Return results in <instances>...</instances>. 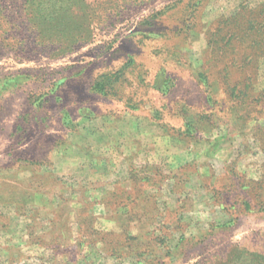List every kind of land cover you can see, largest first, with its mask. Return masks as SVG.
<instances>
[{"label":"rangeland","instance_id":"374dc122","mask_svg":"<svg viewBox=\"0 0 264 264\" xmlns=\"http://www.w3.org/2000/svg\"><path fill=\"white\" fill-rule=\"evenodd\" d=\"M241 1L0 0V264H264Z\"/></svg>","mask_w":264,"mask_h":264},{"label":"trees","instance_id":"16d2710c","mask_svg":"<svg viewBox=\"0 0 264 264\" xmlns=\"http://www.w3.org/2000/svg\"><path fill=\"white\" fill-rule=\"evenodd\" d=\"M242 3L240 4L239 8H238V11L234 12L232 14L231 17H235V19H237V17L242 14V13H246V12H251V7L248 6L247 8V2L248 0H242L241 1ZM258 13L260 14V16H262L264 14V5L262 6H259L258 8ZM230 18H227V20H229ZM249 22V21H248ZM250 25V24H249ZM264 27V22L260 25V29ZM248 29V28H247ZM97 87V86H96ZM99 90V89H98ZM100 91H102V89H100Z\"/></svg>","mask_w":264,"mask_h":264}]
</instances>
